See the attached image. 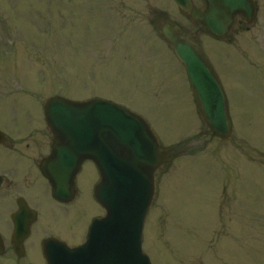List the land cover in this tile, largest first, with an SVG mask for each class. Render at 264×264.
I'll return each mask as SVG.
<instances>
[{
	"label": "rangeland",
	"instance_id": "rangeland-1",
	"mask_svg": "<svg viewBox=\"0 0 264 264\" xmlns=\"http://www.w3.org/2000/svg\"><path fill=\"white\" fill-rule=\"evenodd\" d=\"M257 2L252 32L229 44L197 39L224 88L234 131L228 144L203 147L185 71L149 26L155 7L188 27L172 0H0V129L15 152H34V139L46 152L43 138L21 128L42 123L48 98H100L129 109L177 158L156 174L142 245L151 263L264 264V0ZM89 178L80 176L70 213L79 214L71 227L77 236L102 213L90 200ZM38 254L35 246L33 259Z\"/></svg>",
	"mask_w": 264,
	"mask_h": 264
},
{
	"label": "water",
	"instance_id": "water-1",
	"mask_svg": "<svg viewBox=\"0 0 264 264\" xmlns=\"http://www.w3.org/2000/svg\"><path fill=\"white\" fill-rule=\"evenodd\" d=\"M204 1L205 10H199L190 0H174L200 32L217 40L229 37L237 15L251 22L257 12L254 0ZM161 34L185 67L196 107L212 136L228 139L232 124L227 99L211 65L177 27L164 24ZM44 112L53 143L41 171L53 197L59 201L73 197L75 176L83 161L90 159L100 174L94 196L105 210L103 218L92 221L82 246L68 248L46 241L47 264H150L141 249L142 230L154 194V174L165 156L147 124L100 99L73 102L54 97Z\"/></svg>",
	"mask_w": 264,
	"mask_h": 264
},
{
	"label": "flooded vegetation",
	"instance_id": "flooded-vegetation-1",
	"mask_svg": "<svg viewBox=\"0 0 264 264\" xmlns=\"http://www.w3.org/2000/svg\"><path fill=\"white\" fill-rule=\"evenodd\" d=\"M204 6L203 2V8ZM253 29H255L254 25L250 26L242 17H237L232 33L234 36L247 34L252 32ZM259 33L263 32L259 31ZM48 133L49 131L45 127L40 130V135L42 134L44 138H47ZM49 153L50 152H12V154H15V162L23 161L22 166L14 165V168L10 169V171L6 168L0 172L2 178L0 185V235L5 245L4 255L0 256V258H3L11 251L13 252L15 249L12 240V214L15 212V207L17 209L18 199L25 201L30 208L32 207V209L37 211V220L32 224L30 236L24 242V250L26 253L23 258L17 257L19 261H33L31 250L35 246H38L40 250L38 249L39 258L37 259L41 262L42 256L40 251L42 239L38 241V238L47 230V222L43 219V213L45 214L46 212L53 211L61 216L65 215L67 217L65 227L67 228L71 223V209L65 211L63 208L71 206L73 202L70 204H61L56 202L51 196L49 197L47 182L38 170L40 161L46 158ZM84 166L88 169L89 179H91L95 171L93 164L91 162H86ZM93 183L95 186V181L92 182V184ZM48 203L52 204V208L48 206ZM75 210L77 211V208H75ZM59 226L64 228L63 224Z\"/></svg>",
	"mask_w": 264,
	"mask_h": 264
}]
</instances>
